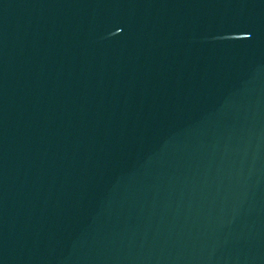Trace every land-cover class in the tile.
Listing matches in <instances>:
<instances>
[{"label":"water","instance_id":"1","mask_svg":"<svg viewBox=\"0 0 264 264\" xmlns=\"http://www.w3.org/2000/svg\"><path fill=\"white\" fill-rule=\"evenodd\" d=\"M0 264H264V0H0Z\"/></svg>","mask_w":264,"mask_h":264}]
</instances>
